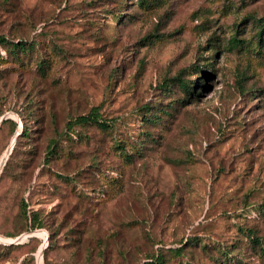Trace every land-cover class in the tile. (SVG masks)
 <instances>
[{
	"label": "rangeland",
	"instance_id": "374dc122",
	"mask_svg": "<svg viewBox=\"0 0 264 264\" xmlns=\"http://www.w3.org/2000/svg\"><path fill=\"white\" fill-rule=\"evenodd\" d=\"M263 14L264 0H0V35L48 62L41 77L0 46V118L17 123H0V264H264ZM183 68L203 77L178 103L157 84ZM145 103L167 114L147 124ZM91 106L113 132L84 127L43 167L47 140Z\"/></svg>",
	"mask_w": 264,
	"mask_h": 264
},
{
	"label": "trees",
	"instance_id": "16d2710c",
	"mask_svg": "<svg viewBox=\"0 0 264 264\" xmlns=\"http://www.w3.org/2000/svg\"><path fill=\"white\" fill-rule=\"evenodd\" d=\"M149 0H135L137 5H145L147 4ZM122 14H116L115 18H119V16ZM253 21L257 22L259 28V31L257 32V39H260L261 34L264 32V14L258 18H253ZM157 37V34L148 33L142 36V38L139 40V43H144V41H147L149 38ZM241 42V40L236 39L235 37H232L229 41L230 47H236V45ZM37 43L33 40H25L22 38H19V40H10L5 38L4 36L0 35V46L5 50V52L9 55L10 58L15 59L19 61L20 65H23L25 63H28L29 61L34 62L35 70H37L39 76L44 77L46 75V72L48 70L47 68V60L43 59L42 56H35L33 59L31 58L32 52L35 50V45ZM28 60V62H23L24 59ZM28 58V59H27ZM31 59V60H30ZM198 66L196 67L195 73H198L201 71L197 70ZM2 69H0L1 71ZM185 72V69H181L178 71L174 76L172 77H164L158 84L157 88L160 91H164L165 93H168L166 96L170 94L171 86H174L179 91L183 93V98L178 100V103L184 102L188 99V97L192 95H196L197 88L202 84L201 79L203 76L198 77L195 76L193 79H186L185 75H183ZM205 75V74H204ZM138 110H141L139 112V117H141V121L147 123V124H153L156 123L157 119H159L160 114L165 115L167 114V110L159 105L154 104H143ZM38 119V118H37ZM9 122L10 125V134H13V132L16 129L17 123L10 119H2L0 123L3 122ZM87 126H93L96 129H98L101 132L105 133H111L113 132V128L115 126L114 120H106L101 116V113L99 112L98 106H91L86 112L76 114L74 116L68 117L66 121L63 124L62 130L55 135V137H51L47 140V143L43 150V157H42V164L43 167L48 168L49 164L53 160L60 159L62 155H65L68 153V148L73 143L80 142L84 136L82 132V128ZM142 133L147 137V139L152 140L153 138L149 133H146L145 131H142ZM28 131L25 126H21L19 132L15 135L16 141L21 139L22 137H27ZM112 138V145L114 148H117L119 150V153H124L125 150V144L119 143L117 139L114 138L113 135H111ZM16 142L9 154V157L4 162L1 172L6 168L5 166L8 164V161L10 159V156H12V153L15 150ZM138 154L139 149L135 148L134 152H129V154ZM125 155V154H124ZM130 161V160H129ZM55 177L57 178H63L68 179L69 176H66L64 174L59 173H53ZM20 211L23 214V216L26 218V203L21 200L20 203ZM24 218V219H25ZM39 215L36 211H31L29 215L30 220V227H33V225L40 226L42 223L40 222ZM251 235L249 232L247 233V236ZM258 241V240H257ZM190 240H186L184 244L189 243ZM182 244V243H181ZM182 244V245H184ZM181 248L171 249V252H180ZM176 252V253H177ZM163 261V255L156 252L153 255H150L149 259L142 262V264H161Z\"/></svg>",
	"mask_w": 264,
	"mask_h": 264
},
{
	"label": "water",
	"instance_id": "95a60500",
	"mask_svg": "<svg viewBox=\"0 0 264 264\" xmlns=\"http://www.w3.org/2000/svg\"><path fill=\"white\" fill-rule=\"evenodd\" d=\"M2 118H0V122H1Z\"/></svg>",
	"mask_w": 264,
	"mask_h": 264
}]
</instances>
